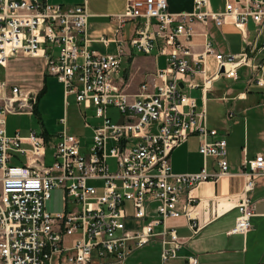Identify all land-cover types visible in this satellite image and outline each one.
I'll list each match as a JSON object with an SVG mask.
<instances>
[{"label":"built area","instance_id":"obj_1","mask_svg":"<svg viewBox=\"0 0 264 264\" xmlns=\"http://www.w3.org/2000/svg\"><path fill=\"white\" fill-rule=\"evenodd\" d=\"M207 6L208 0H193L191 11L172 12L167 0H126L125 10L112 15V35L99 38L105 45L114 43L116 50L101 52L87 46L86 0H0V69L9 57L42 58L46 73L63 83L65 96L73 94L77 104L93 106L99 119L91 125V143L83 151L79 136L68 131L62 118L54 160L47 165L48 140L42 132L6 130L7 114L33 105L36 93L0 78V264L121 263L155 239L165 262L178 256L187 240L168 219L193 218L194 189L226 174L243 177L238 215L228 232L250 228L252 192L258 177L264 181V153L244 159L232 172L226 138H207L217 130L207 126L205 108L196 110L195 98L185 88H200L205 101L213 79L236 78L241 65L256 70L250 81L264 83V40L259 42L264 38V0H225L222 10ZM227 18L243 33L240 52L216 50L209 38L199 53L185 43L196 33V21L220 25ZM127 19L138 21L125 39L122 26ZM249 20L255 25L253 39L246 34ZM126 45L143 53L157 48L166 55L165 66L148 73L135 93L125 90L119 75ZM208 55L216 60L212 74L206 72ZM110 105L118 110L116 119L108 112ZM193 133L200 138L203 165L197 171H172V150ZM19 155L23 160L12 163ZM209 156L215 159V171L207 169ZM108 158L114 159L115 169ZM58 187L63 207L49 211L46 202ZM129 220L137 224L127 225ZM189 225L197 231L196 221ZM187 263L197 264V256L188 255Z\"/></svg>","mask_w":264,"mask_h":264},{"label":"crops","instance_id":"obj_2","mask_svg":"<svg viewBox=\"0 0 264 264\" xmlns=\"http://www.w3.org/2000/svg\"><path fill=\"white\" fill-rule=\"evenodd\" d=\"M48 1L75 4L84 0ZM167 2L168 9L172 12L193 9V0H167ZM224 4L225 0H208L207 7L211 10H222ZM125 6L126 0H86L89 13L87 22V46L89 48L101 52L116 50L114 43L105 45L99 38L101 35H112L116 25L112 15L122 13ZM137 21L136 19L125 20L122 26V36L125 39L134 33ZM194 28L196 33L192 40L185 42L190 45L194 53L202 51L206 38L210 39L216 50L223 52L238 53L244 46L242 31L229 18L220 25H216L213 20H209L206 24L196 21ZM246 28L248 39H253L255 25L251 20L247 22ZM204 31L208 33V36L205 37L202 34ZM263 40L264 38L261 37L259 42ZM262 56L263 52L257 54L259 58ZM19 57L34 58L40 61H16L13 64L14 61H9L11 58L9 57L0 72L8 70L9 67L19 69L22 71L20 78L17 81H10L6 73L1 78L6 79L10 85L14 84L23 90L37 93L41 83H47V77L50 75L45 71V63L40 57ZM205 61L207 74L214 73L217 68L214 56L208 55ZM162 63H166V55L158 53L157 48L150 53H143L126 45L119 71V75L123 77L125 90L135 93L148 73L165 66H161ZM253 75H257L255 69L248 65H241L236 78L225 75L216 77L206 94L205 101L200 88H185V92L195 98V109L205 108L207 126L217 130L215 136L209 134L207 138H226L227 159L232 172L240 169L244 159L254 157L258 152L264 153V83L257 85L254 81H250ZM45 89H47L46 85ZM78 105L85 107L83 103ZM229 111L234 113L231 117L227 116ZM9 114L12 113L7 114V132L26 135L28 132H23L21 129L11 132V123H8ZM15 114L19 113L15 112ZM83 117L84 126H91L86 116ZM93 117L97 118L94 114ZM85 122L90 125H86ZM41 132L47 135L45 136L49 143L51 133L46 128ZM199 143V136L193 133L186 141L172 150L170 158L172 171L189 172L201 168L204 158L198 151ZM205 162L209 171L217 170L213 157H207ZM242 186L243 177L239 174H226L215 180L209 179L198 184L194 189L197 201L193 207V218L189 219L180 215L169 218L167 221L179 235L186 237V243L178 250V256L162 262L160 243L156 239L152 240L157 244L153 264H188L187 256L192 254L197 256V264H264V181L262 177L256 179V186L252 192L254 214L250 219V228L244 233L228 232L238 215L236 206L241 198ZM191 221L198 223V229L195 232L189 225ZM131 222L129 220L127 225H131Z\"/></svg>","mask_w":264,"mask_h":264},{"label":"rangeland","instance_id":"obj_3","mask_svg":"<svg viewBox=\"0 0 264 264\" xmlns=\"http://www.w3.org/2000/svg\"><path fill=\"white\" fill-rule=\"evenodd\" d=\"M9 61H40L32 58H18L13 56ZM161 63V62H160ZM164 66L165 64H160ZM15 67V66H14ZM19 69L9 67L8 70H2L0 72V78L5 76V73L10 81H17L20 78ZM44 84L41 83L38 89H40ZM46 90L39 98L37 103L38 114L34 112L33 105L31 104L26 109L19 111V114H9L8 123H11V132L16 129H21V131L29 132L31 128L38 132H41L46 128L50 133V141L46 148V153L44 156L45 164H51L54 160V144L57 141V132L62 128V118L66 120V125L68 126V131L79 136L81 140L82 150H85L91 143L92 137V127L84 126V117L91 124L95 125L99 122V119L93 117L94 107L85 108L83 105H78L75 101L74 95L70 94L67 97L64 96V85L61 83L56 76L49 75L47 77ZM108 112L112 119H116L118 115V110L114 106L108 107ZM7 118V117H6ZM19 160L11 161L12 163H20L23 156H18ZM111 169H115V161L113 158H108ZM93 183H98L99 181H89ZM62 189L60 187L54 188L50 192V198L46 202V208L49 211L61 210L62 205ZM129 208H130V203ZM137 224V222L132 221L131 225ZM157 244L155 241H150L143 247L135 249L121 263H105V261H99V264H153V260L156 258Z\"/></svg>","mask_w":264,"mask_h":264},{"label":"trees","instance_id":"obj_4","mask_svg":"<svg viewBox=\"0 0 264 264\" xmlns=\"http://www.w3.org/2000/svg\"><path fill=\"white\" fill-rule=\"evenodd\" d=\"M45 84L37 91L36 93V101L35 103L33 104V110L34 112H36L38 114V108H37V103H38V100L39 98L42 96V94L45 92ZM44 133V132H42ZM46 135V134H45ZM47 136V135H46ZM47 138V137H46Z\"/></svg>","mask_w":264,"mask_h":264},{"label":"water","instance_id":"obj_5","mask_svg":"<svg viewBox=\"0 0 264 264\" xmlns=\"http://www.w3.org/2000/svg\"><path fill=\"white\" fill-rule=\"evenodd\" d=\"M222 70V69H221ZM180 85H182V83H180ZM121 120V119H120Z\"/></svg>","mask_w":264,"mask_h":264}]
</instances>
